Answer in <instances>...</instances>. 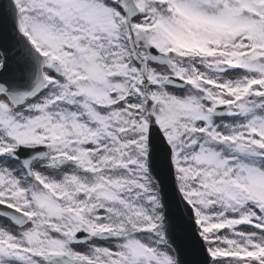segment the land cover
Instances as JSON below:
<instances>
[{
	"label": "snow or ice",
	"instance_id": "6c2138e0",
	"mask_svg": "<svg viewBox=\"0 0 264 264\" xmlns=\"http://www.w3.org/2000/svg\"><path fill=\"white\" fill-rule=\"evenodd\" d=\"M0 264H264V0H0Z\"/></svg>",
	"mask_w": 264,
	"mask_h": 264
}]
</instances>
